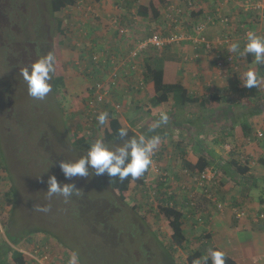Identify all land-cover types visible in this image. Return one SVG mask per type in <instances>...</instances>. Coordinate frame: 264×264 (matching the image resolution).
Returning a JSON list of instances; mask_svg holds the SVG:
<instances>
[{"label": "rangeland", "instance_id": "374dc122", "mask_svg": "<svg viewBox=\"0 0 264 264\" xmlns=\"http://www.w3.org/2000/svg\"><path fill=\"white\" fill-rule=\"evenodd\" d=\"M172 1L175 0L167 2ZM253 3L259 2H243L248 8ZM191 4L194 6V0ZM136 8L133 0H77L75 5L63 9L60 13H52L49 0H0V198L5 196L9 183L14 185L13 203L0 206V244L15 236L21 242L15 247L10 243L13 248L33 254L32 246L37 244L44 251H40L41 257L44 253L47 255L41 263L27 256L25 264H69L73 254L76 255L75 264L185 262V252L176 248L172 255V251L166 247L170 229L163 215L158 214V205L154 203L152 192L150 196L146 189L151 188L152 184L156 186L158 180L166 177L167 184L171 186L170 190L178 193V190H181L180 184L185 183L188 190L197 195V199L199 195H203L201 185L183 173L182 165L177 164L181 155L175 151V145L167 146L169 142H178V147L187 152L189 146L183 144L188 139L186 132H182L183 138L180 139L177 132L169 134L162 129L167 145L160 144L155 151L157 157L153 164L156 167L152 168L151 164L146 187L131 185L130 196L126 201H121L112 192L110 177L107 174L97 176L93 169H89L88 176L69 179L59 167L61 160H75L87 152L85 147H75L73 130L96 139L102 136L97 134L96 130L93 131L91 126L83 125L87 124L85 99H79L77 102L81 105L79 112L78 109L73 111L75 105L73 106L72 99L75 100V96L82 94L86 86L89 87L100 78L95 65L90 63L91 54H98L99 48L115 53L113 50L117 49L111 47L114 46L112 42L120 43L122 52L127 51L124 41H119L116 34L110 38L106 37L107 41L103 38L102 31L114 32L110 21L116 18L120 23L118 15L123 12L126 13V18L132 19L135 13H131V9L135 12ZM84 12L88 14L87 17ZM57 21H61L60 28L64 30V34L58 31ZM151 23L149 33H164L163 31L168 29L166 24L164 26L162 23L158 27ZM172 31L175 33V28ZM128 37L130 38V35ZM59 39H62L61 43ZM151 51L157 56L163 52L164 56V52L170 51V47ZM49 52L65 63V85L54 91L51 74V91L43 100L34 99L28 95L27 84L20 70ZM168 61L172 62L164 59L158 63L165 65L167 81L175 75V71L170 68L172 63ZM144 80L147 81L146 78ZM128 97V93L118 97L119 103L123 102L120 112L123 116L127 117L131 113L138 122L153 117L151 121L154 122L159 118L160 112H165V107L150 106L149 100V104H144L140 109L133 107V104L130 107ZM169 118L168 116V120ZM194 118L190 128L196 130L195 134L201 137L202 143L212 146L214 141L217 147H220L219 141L215 138L211 140L210 137L211 131L207 126L210 125L211 118H208L206 127L200 126L204 125L200 115L196 114ZM167 125H171L170 122L166 124L165 129ZM179 127L183 129L185 126L181 124ZM146 130L147 128L140 132ZM157 130L159 128L155 131ZM131 131L139 132L134 124ZM105 142L112 147L116 139ZM212 150L217 152L215 147ZM246 155L243 154V157ZM215 160L213 166L218 168V174L226 185L225 189L221 188V193L228 203L229 195L237 189V185L231 186L232 180L221 171L218 165L219 156H216ZM3 166H6V171ZM51 175H55L61 184L73 183L79 195H73L67 202L58 195L49 198L46 191L47 180ZM252 188L255 191L261 190V193L256 192L253 195L254 198L261 194L264 198V184ZM133 203L141 205L140 214L131 208ZM45 207L48 211L39 210ZM154 212L157 213L156 218L152 215ZM261 218H264V215ZM189 227L190 224H187L186 232H190ZM34 229L38 230L37 234L32 231ZM26 237H36L38 241L26 248ZM44 244L48 245V249H43ZM7 262H11L10 258Z\"/></svg>", "mask_w": 264, "mask_h": 264}, {"label": "crops", "instance_id": "0c3cea01", "mask_svg": "<svg viewBox=\"0 0 264 264\" xmlns=\"http://www.w3.org/2000/svg\"><path fill=\"white\" fill-rule=\"evenodd\" d=\"M148 1L137 0L134 3L137 6L138 4H146ZM187 1L175 0L163 3V10L168 9V12L164 15V11L161 10L159 22L142 17L139 18L140 16L134 15L132 27L127 29L128 35L125 36L126 39L116 29H113L114 32L102 31V34L105 36L103 38H110L116 34L115 36L119 41H124V46L127 49L133 42L147 36L146 34L149 33L151 22L155 23L158 27L162 23L164 26L166 24L168 29L163 31L165 33L173 32L172 30L175 28L176 33L183 32L186 34L187 37L184 42L172 44L168 46L170 47V51L164 52L165 59L171 58L174 59L172 62H175V64L172 63L171 65V68L175 71V75H172L169 81H179L186 91H188V94L192 96L202 98L210 94V98L206 100V103L203 105L204 107H201L199 104H189L183 108L174 110L171 101L161 104L160 108L165 107V112L170 117L168 122L171 125H167L165 129L166 124H164L160 128L168 131L169 134L174 131L177 132L180 139L183 138L182 132H186L185 136L188 139L183 144L189 147L186 152L182 147H178V142H169L167 145L164 137L161 139L160 144L161 146L167 145L168 147L174 144L175 151L179 152L180 155H184L185 159L192 163H195L199 156L205 158L203 155H208L206 157L210 161L208 166H213L216 161L215 157L219 156L220 161L218 164L219 167L221 165L220 169L224 171L229 169L226 165H228L230 159L235 158L241 161L240 158L243 154H247L246 157L251 158V161L250 158L247 161L249 162V168L244 174L235 172L233 175L235 179H229L232 180L230 182L233 184L231 183L230 185H233V187H235L236 182L244 185H242L244 188L237 185V189L231 194H240V198H243V205L240 208L248 212L244 216L252 218L254 221L253 227L241 230L236 225H233L234 217H236L234 210L236 208L225 200L223 211L212 212L213 215H211L206 229L210 234V243L222 249L226 255L232 257L236 264H264V218L259 216V214L264 215V202H259L260 196L263 195L261 194L258 198H254L253 195L256 192L261 193V190L255 191L252 188L261 187L264 184V64H255L254 57L250 54L239 56L228 51L229 45L236 40L240 41L241 48H243L244 37L248 30L255 31L259 35H264V14L259 9L248 8L243 4L246 0H194V6L192 4L188 6ZM256 1L264 5V0ZM197 6L199 7L198 9ZM177 10L180 13L177 21L174 22L172 16L173 12ZM136 11L134 12L131 9V13H136ZM87 15L85 13L86 17ZM207 17L211 18V21L208 23H206ZM118 18H120L122 24L128 20L124 12L118 15ZM223 18L227 20L223 21ZM201 21L206 23L203 31L206 37H204L209 42L214 43L213 48L205 49L204 44L197 41L200 35L194 31V25ZM141 25L143 26L141 27ZM116 26L119 27L120 23L116 22V25H113V27ZM98 33L100 32L98 31ZM129 35L130 38L128 37ZM224 38L227 39L226 43L223 41ZM106 40L108 41V39ZM112 43H114V46L111 47L117 49L116 51L119 53L123 51L120 43ZM151 50L148 48L144 54V58L152 54ZM228 55L232 57V64L228 63V70L223 71L216 65V57L219 56L224 59ZM144 58L141 59L143 61L142 64L136 66L134 70H130L129 74L123 75V78L118 80L117 86L112 90V95L116 99L124 93H128L130 96L128 97L130 107L131 104L135 108L138 106L142 107L148 103V100L150 102V98L153 95L152 83L149 81L145 82L144 80ZM168 62L171 63V61ZM97 69L98 72L101 71V76L105 74L102 70L109 71L105 65H99ZM124 69L128 70L126 67ZM248 71H254L259 75L258 96L244 99L239 103L226 104L223 99L224 93L222 90L225 89L227 77L231 73L236 72L238 77L244 80ZM196 114L200 115L204 121V125H200L201 127H206L208 118H211L210 125L207 126L211 131L210 137L211 140L214 138L218 140L220 147H217L214 141H212V146L204 145L201 137L195 134L196 130H191L190 126L194 123V116ZM244 122L249 126L246 129L242 126ZM181 124L185 126L183 129L179 127ZM256 132H261L263 136L256 138V140H248V138H255ZM214 147L217 148V152L212 150ZM191 155H193V158H191ZM153 157L156 158L157 154L154 153ZM253 157L256 159H253ZM224 166H226V169L223 168ZM225 187L226 185L224 189ZM243 189L246 190L243 191ZM243 193L246 195H243ZM255 214L259 216L257 219ZM241 217H236V219L239 220Z\"/></svg>", "mask_w": 264, "mask_h": 264}, {"label": "trees", "instance_id": "16d2710c", "mask_svg": "<svg viewBox=\"0 0 264 264\" xmlns=\"http://www.w3.org/2000/svg\"><path fill=\"white\" fill-rule=\"evenodd\" d=\"M50 1V10L52 13H60L63 9L73 6L76 4L77 0H49ZM100 1V0H94ZM136 2L137 0H133ZM169 0H149L146 4H138L136 8V14L142 18L152 20L154 22H159L161 19V6L163 3ZM61 21H57V29L60 33L64 34V30L60 28ZM62 39H59V42ZM61 43V42H60ZM166 46L164 49H166ZM162 55V57H161ZM166 56H163V52L159 54V56L151 54L144 58V78L147 81L152 83L153 95L150 98V106L159 107L161 104H165L169 101L172 102V108L174 110L178 108H183L189 104H199L201 107L206 103V100L210 98V94L203 96L202 98H198L188 94V91L184 88V86L179 81H166L165 78V65H160L161 60H164ZM169 60H174L168 58ZM174 63L175 62H171ZM55 72L52 73V87L54 91H56L60 87H64L65 79H64V71H65V63L55 58L54 62ZM171 68V67H170ZM259 79V75H257ZM244 80L240 79L236 72L231 73L227 77L225 89H223V99L226 104H234L239 103L244 99H250L257 97L259 94V86L255 88H246L244 87ZM91 90L86 86L85 91L80 95L75 96L72 99L74 110L78 109V112L81 110V105H78V100H84V106H89L88 97L91 96ZM80 96H83L82 98ZM74 101V102H73ZM80 101V102H81ZM105 108L104 106H101ZM138 109L141 106L137 107ZM101 113H105V110ZM107 120L105 124L101 125L97 122L96 132L97 134H101V138L105 141H111L112 139H116V135L120 128H130L128 134L134 133L131 131V126L134 124L135 127L140 130H144L148 128V124L151 125L153 121V117L146 120H138L134 118V116L129 113L128 116L121 115L119 113L113 111H107ZM134 118V119H133ZM133 119V120H132ZM140 127H139V124ZM243 128L246 129L249 126L244 122L242 124ZM81 128V126L79 127ZM156 134L164 136L162 133V128L159 127V130L155 131ZM160 132V133H159ZM74 140L73 143L75 147L79 148L85 147L88 148L91 142H93L96 137L85 135L84 133L72 131ZM151 134V133H149ZM182 159H180V163L182 168H186L188 170V177L193 176L195 173L202 171L206 166L210 164V161L204 157H198L195 163L189 162L185 159L184 155H181ZM219 165V164H218ZM228 170H221L225 173L228 178H233L235 172L238 174H244L249 168V162H244L242 164L240 160L230 159L228 163ZM221 168V165H220ZM225 168V166L223 167ZM6 166H3V170L6 171ZM148 169L146 172L138 179L133 180L131 177L121 181L118 177H110V188L112 192L120 199L121 201H126L130 196L131 187H146V183L144 178L146 177ZM184 176V175H183ZM192 178V177H191ZM166 177L163 180H158L157 185L154 186L152 184L151 188L146 189L148 194L154 199V203L158 205L159 216L163 215V217L167 221V225L170 229L167 248L172 251V255H174V251L180 249L181 251L186 253L185 262L183 264H193V261L210 254L211 249H217L218 247L212 245L210 243V234L206 229V225L210 222V217L214 212L223 211V208H217L219 202H224L225 197L221 193V188L224 187V179L217 175L213 178L212 181L204 182L201 185L203 195H199L197 199V195L195 196L192 191L188 190V186L185 183H181V190H178V193L174 190H170L171 186L167 184ZM132 185V186H131ZM236 185L244 188L243 184H239L236 182ZM243 185V186H242ZM162 188V189H161ZM14 185L9 183V187L5 193V196H1L0 198V206H4L5 203L12 204L14 201L13 197ZM246 189H243V191ZM9 195V196H8ZM206 195V197H205ZM209 195V196H208ZM232 195V196H231ZM238 195L230 194V200L228 204L234 205L235 208H239L243 205V198H240ZM243 195H246L243 193ZM195 196V197H194ZM153 202V201H152ZM259 202L263 203L264 198L260 196ZM154 203L152 204L154 206ZM4 204V205H3ZM131 208L137 211L140 214L141 205L132 204ZM218 209V210H217ZM153 211V208L150 209ZM149 210V212H150ZM154 217H157V213H152ZM145 218V216H143ZM146 219V218H145ZM147 220V219H146ZM254 221L249 216L245 218L236 219L234 217L233 225H236L238 229H250L253 227ZM187 224H190V232L185 231V227ZM34 234H37V229L32 230ZM31 237V236H30ZM8 238V236H7ZM38 239L36 237L32 238H24V246L26 248L28 245H33L37 242ZM21 242L18 237L8 238V242L4 241L0 244V264H25L26 263V255L21 251L13 248V246H17ZM13 245H11V244ZM32 247H35L34 245ZM219 249V248H218ZM8 258H10L11 262H7ZM208 264H211V260L209 259ZM225 264H236L235 260L229 255L225 256Z\"/></svg>", "mask_w": 264, "mask_h": 264}, {"label": "clouds", "instance_id": "9594fccd", "mask_svg": "<svg viewBox=\"0 0 264 264\" xmlns=\"http://www.w3.org/2000/svg\"><path fill=\"white\" fill-rule=\"evenodd\" d=\"M192 1L193 0L187 1L188 6L191 5ZM163 9L164 8L162 7L161 10L164 11ZM134 15L138 17L136 13ZM133 20L134 18L128 19L127 22L123 24L120 22V26H124L128 29L129 27H132ZM113 28L115 29V27ZM155 32L163 35L168 34L165 32L161 33L159 31H155ZM152 33L153 32H150L147 36H149ZM127 35L128 33L126 35H123L124 36L123 38L126 39L125 36ZM202 35L204 37V32L202 33ZM185 40L186 39L175 43H180ZM134 43L135 42H133L131 46ZM210 43L213 42L210 41ZM172 44L165 45L162 49ZM130 47H128L126 50L128 51ZM205 49L208 48L205 47ZM101 50L108 52V50L104 48H99V51ZM228 51L231 53H235L239 56H245L250 54L254 57L255 64L257 65L264 64V35H259L255 31L248 30L244 37L243 48H241L240 41L236 40L229 45ZM146 52L147 50L143 54L138 56L139 65L142 64L143 61H141V59L144 58V54ZM115 53H109V54H114L116 56H119L121 55L122 52L120 53L115 52ZM54 62H55V56L53 55V53L49 52L46 55L40 56L30 66H25L20 70L21 75L27 84V91L29 96H31L34 99L43 100L51 91L50 80L52 79L51 74L55 72ZM90 63L91 65H95L94 68H96L97 72H98L97 68L99 67V65H105L106 67L109 68L108 63H101V62L96 63L91 59V56H90ZM102 71L105 74L101 76L100 75L101 71H99L98 74L100 78L105 77L106 73L108 72L107 70L105 71L102 70ZM120 78L123 77L121 76L119 77V79ZM243 83H244V87L251 89L259 86L260 79H258L257 74L254 71H248L245 75ZM111 98L115 101H118V99H116L112 95V92H111ZM120 104L123 107V103ZM107 111H111V110L108 109ZM107 111H105V113H100L98 115L97 121L99 124L101 125L105 124L107 120V113H106ZM167 123H168L167 113L161 112L159 114V118L155 120L151 125H149L145 132H137L129 137L128 131L130 128H120L116 135V142L113 144L112 147H109L103 138H97L90 143L85 155L75 160H69V161L61 160L59 163V167L63 175L69 179L72 177H86L89 175V169H93L94 174L97 176L107 174L109 177H113V178L118 177L121 181L127 179L128 177H131L133 180L138 179L146 172L147 169L149 172L150 166L155 160L153 155L161 143V137L159 134L155 133V130L161 127V125ZM96 128H97V124H94L92 126V130L94 131L96 130ZM254 137L255 138H248V140L250 139L256 140V138H261V137H257V132L255 133ZM240 159H241V163H244L249 160V157L241 156ZM206 167H210V166H206ZM47 184H48V188L46 192L48 193L49 198L58 195V196H62L65 199V202H67L70 198L73 197V195H79L77 191L78 189L73 183L61 184L58 182L55 175H51L48 177ZM219 203L224 205L222 208L225 207V202H219ZM39 210L48 211L46 207L40 208ZM238 210H243L245 212L244 215L248 213L245 209L236 208L234 210L236 217H240V216H242L241 218L247 217L244 215L237 216L236 211ZM259 216L262 215L259 214ZM259 216L255 214L256 219ZM44 246H46V249H48L47 244H44ZM225 256L226 253L222 249H218V248L211 249L209 255H205L194 260L193 264H208L209 259L211 260V264H225ZM75 261H76V255L73 254L69 264H75Z\"/></svg>", "mask_w": 264, "mask_h": 264}, {"label": "built area", "instance_id": "2783aa9c", "mask_svg": "<svg viewBox=\"0 0 264 264\" xmlns=\"http://www.w3.org/2000/svg\"><path fill=\"white\" fill-rule=\"evenodd\" d=\"M251 8L253 9H259L263 12L264 14V5L261 3H255L251 5ZM168 9L164 10V15L167 14ZM180 11H174L172 19L174 22L177 21V18L179 16ZM85 15V12H84ZM96 15V14H95ZM223 21H226V18L222 19ZM211 21L210 17H207L206 23ZM116 19H113L110 21V24L116 25ZM206 23L204 22H198L197 24L194 25V31L197 32V34L200 35L198 38V42H201L204 44L206 48H212L214 46V43H210L207 41L202 33L206 27ZM115 29L117 32L121 35H126L127 34V28L124 26H116ZM186 34L183 32L180 33H173L170 32L168 34H160L157 32H153L149 36L142 38L138 41H136L129 49L127 52H122L121 55L116 56L114 54H109L107 51L101 50L99 51L98 54L94 53L91 55V59L96 62V63H108L110 68L109 71L106 73L105 77H101L97 79L93 84H91L88 88L91 90V96H89L87 99L89 106H85L86 108V120L85 122L87 124H83L84 126L92 127L95 122H97V117L103 112V110L107 111L110 109L113 112L119 113L121 111L122 105L118 102L115 101L111 98V92L112 90L117 86L118 79L119 77L123 75L129 74L128 72L130 70H134L136 66H139L138 63V56L143 54L148 48L160 50L162 49L165 45L172 44L175 42H179L181 40H184L186 38ZM220 39V38H219ZM221 40V39H220ZM223 41L226 43L227 39L224 38ZM222 42V40H221ZM217 44H219L217 42ZM228 63L232 64V57L231 56H226V58H220L219 56L216 57V65L219 69H222L223 71L228 70ZM128 69H124L125 67ZM101 106H104L105 108H102ZM262 133L257 132V137H261ZM155 164L152 163V168H155ZM183 173L186 175L188 174V170L184 168L182 170ZM218 175V168L215 166H210L204 168L202 171L194 174L192 177V180L194 182L199 183L202 185L204 182H209L212 181L213 178ZM147 176L144 178V181L146 182ZM209 196V195H208ZM218 207H223V204L218 203ZM243 210H238L236 211L237 216L244 215ZM35 247L32 249V253L26 252L21 249H17L21 251L23 254L26 256H30L32 260H35L38 263H41L42 260L46 259L47 255L44 253L41 257L40 251L43 253L44 251L39 248V246L36 244L34 245ZM44 250L46 249V246L43 248ZM39 257L41 259H39Z\"/></svg>", "mask_w": 264, "mask_h": 264}]
</instances>
